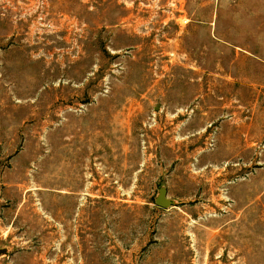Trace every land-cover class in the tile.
<instances>
[{
	"label": "rangeland",
	"instance_id": "1",
	"mask_svg": "<svg viewBox=\"0 0 264 264\" xmlns=\"http://www.w3.org/2000/svg\"><path fill=\"white\" fill-rule=\"evenodd\" d=\"M74 152L100 188L69 216ZM3 250L264 264V0H0Z\"/></svg>",
	"mask_w": 264,
	"mask_h": 264
},
{
	"label": "flooded vegetation",
	"instance_id": "2",
	"mask_svg": "<svg viewBox=\"0 0 264 264\" xmlns=\"http://www.w3.org/2000/svg\"><path fill=\"white\" fill-rule=\"evenodd\" d=\"M92 156V153H90ZM70 159V168H67V162L69 159L67 157L64 158L62 161V165H64L60 171V179H61V191L59 193L62 195L61 199L64 202V206L62 207L63 212L65 215H71L70 212L75 209V205L77 202H81L84 200L83 196H86L91 199H98V192L100 185L98 173H95L93 167L96 166L95 163H92V159L86 157L85 161L89 162L90 165H85L80 162V156L76 155L74 152ZM94 160V159H93ZM108 172L104 175L107 180H110V183H106L108 189H113V167H107ZM85 170V171H84ZM90 179L89 182L86 180ZM89 184L91 188V194L84 193V191L88 190L86 185ZM86 200V199H85ZM89 203L88 206L92 205L93 202H86ZM82 206V204L79 203Z\"/></svg>",
	"mask_w": 264,
	"mask_h": 264
},
{
	"label": "water",
	"instance_id": "3",
	"mask_svg": "<svg viewBox=\"0 0 264 264\" xmlns=\"http://www.w3.org/2000/svg\"><path fill=\"white\" fill-rule=\"evenodd\" d=\"M164 193H165L164 190H161L160 197L156 200V204L160 207H166L168 205L166 200L164 199ZM5 252H6L5 250L0 251V254H3Z\"/></svg>",
	"mask_w": 264,
	"mask_h": 264
}]
</instances>
